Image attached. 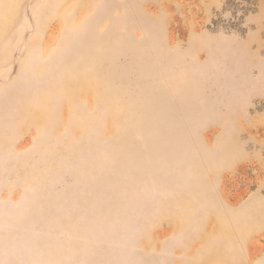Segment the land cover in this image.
I'll use <instances>...</instances> for the list:
<instances>
[{
    "label": "rangeland",
    "instance_id": "rangeland-1",
    "mask_svg": "<svg viewBox=\"0 0 264 264\" xmlns=\"http://www.w3.org/2000/svg\"><path fill=\"white\" fill-rule=\"evenodd\" d=\"M99 1L0 0V90L62 34L125 35L95 62L101 103L68 92L58 125L0 105V264H264V0ZM191 43L228 47L214 84Z\"/></svg>",
    "mask_w": 264,
    "mask_h": 264
},
{
    "label": "crops",
    "instance_id": "crops-1",
    "mask_svg": "<svg viewBox=\"0 0 264 264\" xmlns=\"http://www.w3.org/2000/svg\"><path fill=\"white\" fill-rule=\"evenodd\" d=\"M61 1L63 0H50V2L54 5ZM97 1L98 2H95L94 4L95 7L98 5V3H100L99 0ZM104 1H108V3L114 2L112 0ZM110 6L105 10H97L98 12L91 15V17L98 18V13H101V15H103L105 11L108 12V10L112 8V6ZM118 18L119 16L116 17V20H118ZM123 33L124 32L120 31V27L117 26L115 29L114 37H111L108 32H95L93 33V36L86 35L85 37H79L78 35H76L75 39L74 37L67 36L68 34L66 33L62 34L63 38H58L56 47L51 49L42 47L41 54L43 55L40 57L38 63L35 64L36 69L34 70L33 74L30 75V80L27 84H19V80L14 79L13 82L4 85L1 88L0 92H3V95L0 96V105L8 104L9 101L13 99L14 104L17 105L14 110L16 112L15 114H20L19 117L22 118L24 112L26 113V111L30 110V112L32 111L38 117V122L44 121L45 119L40 114V108L48 106L47 111L49 112L47 116L49 121L53 122L52 120H54L57 122L58 125L62 117L60 108L62 104L61 99L63 95H69L68 92L73 94V100L76 103L87 102V104H89L90 106L91 104L101 103V100L99 101V98L101 96V93H103L104 89L106 90L105 84L110 83L105 77V72L101 73L99 71L100 69L98 68V63L95 62H97V57L99 56L100 51H103L100 55L102 57H108L110 55V53L108 52L111 51L106 50V48L104 47L103 40L106 38L119 43L120 41L118 39H121V37H125ZM102 36L104 37L103 39ZM129 36L131 38H134L130 34ZM11 37H13V35L9 36V34H6L5 39H9ZM138 39L140 40V38ZM68 41H72L74 43L67 44L66 42ZM79 41L80 43H78ZM82 41H85L88 45L83 47L81 45ZM88 41H93L96 43L90 44L87 43ZM99 42H102L101 46L99 45ZM34 44V42H29L28 44L27 54L29 56L34 54L35 52ZM191 45L192 43L189 45L187 51V54L190 56L188 67L190 69L194 67L191 72L196 71L199 73L197 77L199 86L214 84V82H216L215 80H218V78L215 76L217 73H215V70L212 68V60L215 59L218 62L217 65L221 64L220 59L223 53L228 51V47L227 49L224 48L223 50H225V52L221 53V47L220 45H218V47L213 50L214 54L211 55L208 53L207 50L203 54H198V51L196 54H193ZM114 52L116 55H118V50H115ZM233 53L235 54L237 60L241 58V55L238 56L237 54H243L240 51H235ZM240 63H242L241 59ZM190 74L193 75L194 73ZM191 75H189V77H191ZM238 78L244 83L250 80V76H248L247 74L241 75ZM191 79L192 78H189L185 82V85ZM60 84H70V89L68 91H64L62 90V88H60ZM91 84H94V86H92ZM7 94L12 96L7 99ZM119 97L124 98L125 91L124 93L119 92L117 98ZM97 99L99 103L97 102ZM109 102L110 101H104L102 105L106 103L109 104ZM19 106L22 107L20 108ZM23 106H25V108ZM19 109H21L20 112ZM23 129V133L33 130L36 134V129L34 127H25ZM225 254H232V252H226ZM238 261L239 260L236 259L235 256H230L228 262H225L224 264H238Z\"/></svg>",
    "mask_w": 264,
    "mask_h": 264
}]
</instances>
